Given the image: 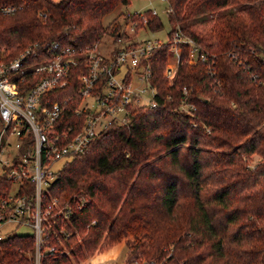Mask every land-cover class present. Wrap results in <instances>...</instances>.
<instances>
[{"label":"trees","instance_id":"trees-1","mask_svg":"<svg viewBox=\"0 0 264 264\" xmlns=\"http://www.w3.org/2000/svg\"><path fill=\"white\" fill-rule=\"evenodd\" d=\"M4 3L20 6L0 15V55L13 58L34 41L91 47L108 30L117 40L121 24L104 25L103 18L129 0ZM170 3L169 35L179 26L210 60L189 62L188 45L181 44L170 84L163 71L171 37L150 55L159 106L111 124L62 163L47 190L69 208V220L48 216V240L58 249L44 251L42 264H73L126 243L129 263L264 264V0ZM147 12L149 27L160 29L161 17ZM86 63L72 65L67 85L50 94L66 105L67 122L84 119L75 108ZM184 86L195 116L178 108ZM10 186L2 177L0 195ZM33 248L32 235H10L0 241V264H31Z\"/></svg>","mask_w":264,"mask_h":264},{"label":"built area","instance_id":"built-area-1","mask_svg":"<svg viewBox=\"0 0 264 264\" xmlns=\"http://www.w3.org/2000/svg\"><path fill=\"white\" fill-rule=\"evenodd\" d=\"M161 1L167 2L165 12L169 14L172 11L170 0ZM19 8L17 4H0V15L13 14ZM147 11L152 16H159L156 8L128 12L117 40L126 34L124 27H129L134 33L140 29H151ZM168 36L170 38L169 33ZM112 37L115 40V36ZM171 41V53L163 71L170 84L180 61L181 44L188 45L189 62L210 60L199 44L177 25ZM162 42L149 38L134 40L102 52L98 48L99 42L91 47H76L58 40L34 41L13 58L1 53L0 179L5 177L11 181V186L0 195V228L8 222L33 227L34 248L27 252L32 259L31 264H42L44 251L58 249L48 240L51 225L48 216L53 213L69 220V208L60 206L58 199L47 190L61 167H55V163L61 162L62 165L73 155L84 151L111 124H126L139 109L159 106L158 90L152 83L148 59ZM81 58L87 60V70L78 77L82 100L75 113H84V119L72 123L63 117L66 105L58 100L51 101L50 94L67 85L72 65H77ZM171 59H174L173 63ZM36 73L42 75L29 86ZM183 92L185 97L178 108L195 116L197 105L188 100L187 86L183 87ZM28 182L31 183V191L28 190ZM9 236L3 235L0 229V241ZM129 264L140 262L135 260Z\"/></svg>","mask_w":264,"mask_h":264},{"label":"rangeland","instance_id":"rangeland-1","mask_svg":"<svg viewBox=\"0 0 264 264\" xmlns=\"http://www.w3.org/2000/svg\"><path fill=\"white\" fill-rule=\"evenodd\" d=\"M54 2H58L60 0H52ZM193 0H190V3ZM167 7V2L161 0H131L129 3H122L119 4L114 10L106 14L103 18L104 25H108L111 21L119 22L120 24H125V15L128 12H144L149 8H156L159 16L162 19L163 26L158 30L152 29H140L137 33H134L129 27H124L123 30L127 34L126 39H118L114 40L112 34L108 30L102 39L99 41L98 48L102 52H107L108 50L112 49L115 45H121L128 41H140L142 39H152V40H160V41H167L169 36L168 33L172 29V25L169 21V14L165 12ZM216 13H214L215 15ZM171 37V36H170ZM174 62V59H171V63ZM259 159L257 154H253V156L249 159V164L254 165V163ZM55 167H60L61 162H57L54 165ZM61 209V207H60ZM1 232L3 235H13V234H30L32 235L34 229L30 225L26 224H18L17 222H8L4 224L1 228ZM61 241V240H57ZM119 246V253L116 257L111 258L108 261L109 264H120L124 263L127 264L131 260L132 251L128 250V244H121ZM131 259V260H130ZM95 258L90 257L89 254H86L83 258L75 261L73 264H101V262H94Z\"/></svg>","mask_w":264,"mask_h":264},{"label":"crops","instance_id":"crops-1","mask_svg":"<svg viewBox=\"0 0 264 264\" xmlns=\"http://www.w3.org/2000/svg\"><path fill=\"white\" fill-rule=\"evenodd\" d=\"M119 250L118 249L117 251H106V252H102V253H99L97 256H95V260L94 262H101V264H107L108 261L111 260V258H114L118 255L119 253Z\"/></svg>","mask_w":264,"mask_h":264}]
</instances>
